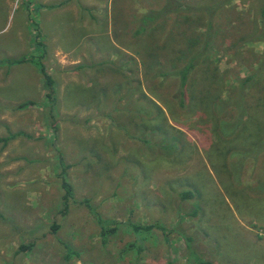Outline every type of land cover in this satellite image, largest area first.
Masks as SVG:
<instances>
[{
  "label": "rangeland",
  "instance_id": "obj_1",
  "mask_svg": "<svg viewBox=\"0 0 264 264\" xmlns=\"http://www.w3.org/2000/svg\"><path fill=\"white\" fill-rule=\"evenodd\" d=\"M163 1L0 0V61L32 56L56 88L52 118L35 62L0 64V139L17 135L0 141V264H197L186 237L204 261L264 264V193L255 191L264 183V155L248 159L236 180L216 132L220 118L214 109L203 117L212 102L201 98L207 84L214 103L225 101L233 78L257 68L259 0H231L216 12L211 58L191 73L184 107L173 98L175 73L207 22L195 13L170 15L132 36L135 19ZM113 10L121 11L116 20ZM258 78L242 135L230 147L247 146L248 135L263 138L264 99L257 100L264 72ZM234 117L232 109L221 116ZM60 174L73 188L66 212ZM91 211L114 222L106 244ZM153 223L166 233L138 235L130 227Z\"/></svg>",
  "mask_w": 264,
  "mask_h": 264
},
{
  "label": "trees",
  "instance_id": "obj_2",
  "mask_svg": "<svg viewBox=\"0 0 264 264\" xmlns=\"http://www.w3.org/2000/svg\"><path fill=\"white\" fill-rule=\"evenodd\" d=\"M30 1V0H28ZM231 0H221V1H215L210 4H204V5H185L181 3L179 0H164L162 5L160 7H157V9H150L147 12H145L142 15H139L136 19V29L133 31L132 36H141L146 33L147 30L152 28V26L159 21L160 19H163L167 16L170 15H178V14H188L192 15L193 13L197 14V16H205L206 18V31L204 35L198 36V39H193L192 42L190 43L188 41V47L186 45V58H184L185 64L183 67L177 70L175 73L176 76L178 77V88L177 92L173 94V98L179 102V107H184V100L186 97V87L187 85L190 84V75L193 71H195L202 62L204 64H207L209 62V58H211L210 54V48H211V43L213 41V35H214V18L216 12L222 8L224 5L228 4ZM260 6H259V14H260V22L256 24V32H257V37L253 39V42L256 41H264V0H259ZM116 3H114L115 7ZM117 12L121 11H115L113 10L112 14L114 15L112 17L111 14V19L113 20L116 16ZM116 20V19H114ZM183 21L180 26L184 27L183 24L186 23V20L183 18ZM36 32V30H35ZM180 40H185L187 39L184 37L180 38ZM178 45H181V43L175 41ZM174 45V44H173ZM43 47V46H42ZM171 46H168V48ZM179 47V46H177ZM182 51V50H181ZM262 58L258 61V66L254 71H250L246 76L243 78H237L234 77L233 81L234 84L230 85V89L227 90L226 92V99L219 98L216 103H214L212 100L213 98L209 94L210 89L209 87L213 85H204L202 87L203 92V98L204 102L207 104L209 102L210 106L208 108V113L206 112L205 116L203 117H210L213 116L211 112L213 109L216 112V115L220 118L219 121L215 120L216 123V132L218 131L219 137H221V141L225 143V146H223L224 150L230 149V151L227 152V158H226V165L227 169L229 170L230 173L233 174L234 178L236 180H240V172L242 171V167H244L245 162L248 159H255L260 155H264V135H262V139L260 141H251L249 139L248 135V144L245 147L238 146L237 148L230 147L229 143H231L235 138H240L242 135V129L245 127L246 122L244 121L245 118L249 115L250 113V103L253 101V98L255 96V93L252 92L253 90L256 89L257 85H260L261 82L258 78L259 74L261 72H264V52L262 54ZM35 62V65L39 69V73L42 75V78L44 80L45 87L47 89L46 93V105L48 108V113L49 116L54 118L55 116V106H56V88H55V81L52 77V75L48 72L47 68L40 62V60H36L32 56H23L21 58H11V59H6L4 61H0V64L5 65L7 67L14 66V65H20L25 62H30L32 61ZM199 65V66H198ZM216 71L218 68L216 67ZM169 73H160V76L167 77ZM258 78V80H256ZM210 82V80H208ZM223 82V80H222ZM207 92V93H206ZM200 98V99H201ZM210 99V100H209ZM264 98H259L257 100V103L259 104L261 100ZM217 100V97L215 98ZM251 100V101H250ZM22 105V107H24ZM232 109V112L234 114V119L232 121H228L226 119L221 118L224 112H227L228 110ZM264 109V107H263ZM204 115V114H203ZM210 115V116H209ZM214 117V116H213ZM212 117V118H213ZM52 132L54 135H56L58 128L55 126V121L52 124ZM264 129V128H263ZM261 131V129H260ZM260 136V135H259ZM258 136V137H259ZM16 134H9L8 137L0 139L4 143V145L9 141L14 138H16ZM262 175H264V162L262 165ZM67 168V166L65 167ZM61 181V188L63 190V195L62 199L64 202V212H66L68 208L69 202L73 198V188L70 185V183L66 180L65 176L63 174L58 175ZM255 191H258L259 193H264V183L260 182L258 184V187L255 189ZM188 195V193H185L184 196ZM82 202L90 209V205L88 200H82ZM93 212V211H91ZM94 217L96 218L99 227H100V237L102 240L103 244H106L108 238H110L113 234L116 232V227L112 226L110 227L109 224L114 225L113 221L105 220L100 218L96 213H92ZM0 218H2L0 214ZM131 230L135 232L136 234H149L150 232L154 230H160L162 233H166V229L159 225L158 223H153V224H148V225H140V224H131L130 225ZM52 231L55 232L58 229V226L53 225ZM144 240V239H143ZM186 247L188 250V253H190L191 256L196 259L197 264H213L209 261H204L198 254L199 257H197L196 253L194 250H192V244H191V239L190 237H186ZM132 247H137L136 244H132ZM32 247L31 244L29 245H21L19 247V250L17 251H28ZM138 253L142 251L141 246L138 245ZM195 263V262H194Z\"/></svg>",
  "mask_w": 264,
  "mask_h": 264
}]
</instances>
